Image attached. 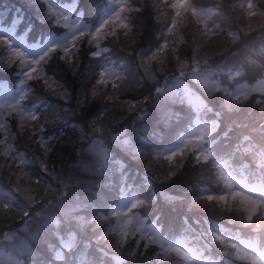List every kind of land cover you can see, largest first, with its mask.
Masks as SVG:
<instances>
[{
  "label": "trees",
  "instance_id": "obj_1",
  "mask_svg": "<svg viewBox=\"0 0 264 264\" xmlns=\"http://www.w3.org/2000/svg\"><path fill=\"white\" fill-rule=\"evenodd\" d=\"M237 1L191 0L192 3L210 4L213 11L215 9L212 18L220 29L207 35L189 12L183 13L173 32L168 33V23L174 17L175 10L167 5L173 0H138L133 7L139 11L124 12L132 23L129 34L125 36V30L117 28L116 37L100 41L108 48L106 60L110 59L123 71L124 80L115 91L106 89L100 95L91 94L102 56L91 55L95 44H89L87 41L91 38L86 35L79 42L74 55L61 59L63 53L55 52L46 57L44 70L59 82L58 86L43 87L42 80L28 81L26 89L30 91L24 92L23 100L34 103L47 129L58 130L71 118L87 124L98 111H102V116H105L101 119L103 123L112 119L115 121L112 126L128 124L132 138L142 136L148 139L147 148L143 149L138 159L140 162L130 167L126 180L128 189L136 190L144 201L137 210L147 218L159 213L164 222L172 208L185 207L186 202L195 200L196 179L208 174L210 160L197 165L189 154L172 168L163 162L160 155L152 154L150 146L169 138L170 130L180 127L185 117L190 115L186 106L185 109H174L173 100L153 97L149 101L153 95L152 78L158 80L169 75L168 72L176 67L177 56L190 62L195 55L201 61L214 60L226 65L248 66L249 70H254L252 63H246L242 46L254 45L262 40L264 30L259 25L264 23V19L254 28H242L245 16L236 7ZM74 2V10H80L81 19L92 26L96 24L99 10L106 0ZM15 7L22 13V24L28 27L27 35L30 38L46 28L56 32L63 29L49 19L48 11L44 12L40 0H0V15L19 14ZM227 23L231 26L232 37L221 35V29ZM162 33L168 41V48L158 52V47L164 44H161L164 40ZM173 47L176 48L175 53L172 52ZM149 50L156 52L157 57H164L163 61L160 58L152 59ZM144 52H147L146 56L142 55ZM150 66L154 67L151 77L147 71ZM17 67L18 64L8 66L0 62V78L11 82L16 76ZM202 90L209 102L218 103L213 109L218 122L210 144L213 154L220 149L245 146L248 139L264 134L262 106L249 99L243 104L229 105L221 92ZM61 91H67L70 98L66 99ZM128 101L137 104V107L130 110ZM9 129L13 145L32 154H29L30 162L27 165L30 175H25L0 151V246L10 248L21 256L23 261L26 260L24 264H172L175 256L158 257L149 248L142 251L141 246L133 248L130 243L133 238L127 244L118 246L116 235H105L102 222L94 221L93 217L99 215L97 212L105 210L114 199L118 187L111 169L103 166L87 149V138L79 137V131L74 127L65 130L57 137L60 141L66 138L65 145L56 147L55 141L51 145L52 150L46 152V147L35 138L28 125L18 122ZM243 133L248 135L246 140H241ZM147 154H152L151 161ZM45 167L47 172L44 171ZM170 170L176 174L167 180L157 179ZM146 175L151 176L155 192H151L145 182ZM12 186L19 193L16 196L7 192ZM62 189L65 195L59 197ZM61 201H70L63 209L64 214L57 211ZM6 202L12 206L10 210L3 208L2 204ZM23 210L28 212L27 216H23ZM54 213L61 223L53 217ZM211 213L214 214L215 210ZM4 232L13 233L12 238L5 239ZM66 237L72 245L70 248L64 246ZM108 244L111 247L106 251ZM222 248L227 250L223 245ZM56 251L62 259H57ZM113 253H119V258H112Z\"/></svg>",
  "mask_w": 264,
  "mask_h": 264
},
{
  "label": "snow or ice",
  "instance_id": "obj_2",
  "mask_svg": "<svg viewBox=\"0 0 264 264\" xmlns=\"http://www.w3.org/2000/svg\"><path fill=\"white\" fill-rule=\"evenodd\" d=\"M47 0H45V3ZM138 0H116V10L113 11L110 15L107 16L103 22L96 27L94 30H89L88 28H82L80 21H76L75 23L71 22L70 14H64L51 6L48 7V17L53 20L54 23L58 25H63L65 28H68L72 33L71 37L63 40L59 44H56L49 48V50L40 58L32 59L26 56V54L19 48H15L12 46L11 42L6 37H0V48L7 49V57L4 62L8 66H12L13 64H18L19 68L23 70L22 75L24 76V80L22 83H27L32 80L43 81L42 86L46 87L48 84V77L46 75H42L44 73L43 63L45 62L46 57L49 56L50 53L62 52L63 55H60L61 59H66L67 57L74 55L77 51L78 44L81 40L85 38L87 35L91 39H88V43H96L99 48L98 51H91L92 56H100L102 52H107V47H100L99 42L101 40H106L108 37H116L117 28H122L125 30L124 34L127 36L131 31L130 25L132 24L128 15H122L124 12L132 13L139 11L140 9L134 8L133 4L137 3ZM171 9L175 10V17L171 20V27L167 28L168 33H172L177 20L176 17H180L183 13L188 11L191 12V15L196 18V23H203L202 14L204 9H198V7L194 6L191 0H174L170 5ZM243 13H245L249 18L252 17H264V0H240V2L236 5ZM118 9V10H117ZM262 30H264V23L259 25ZM206 30L208 29V25H204ZM162 39H164L163 33L161 34ZM166 48H168V41L164 39V44L159 46L157 51L162 52ZM71 49V52H70ZM172 52H176V48H172ZM142 55H147V52L142 53ZM152 59H157V53H152ZM208 65L207 61L202 62L197 59L195 55L191 58V63L188 60H181L179 56H177V64L175 71V80L176 84L169 87L168 84L171 82L167 81L165 86H159V81L155 80V77L152 79L154 83L158 86L155 91L157 93L172 91L176 89L179 91L183 90V99H186L195 109L197 113H200L202 110L206 108L204 101L198 96L195 95L191 89L187 87L183 83V80L186 76H191L193 80L199 82L200 85L203 86L208 92L211 89H207L206 86L202 84L201 77L204 76L208 71H206L205 66ZM111 75L115 78V80L122 81L124 78L111 70L104 69L98 73L99 79H96V83L98 84H107L108 80L106 77ZM214 76V73L212 74ZM259 75L264 76V71L259 72ZM113 88H117V84H112ZM49 91H53L52 89H48ZM25 91H30V89H26ZM223 91L226 96L230 97L231 100L237 102V104H243L245 100H247V92L248 91H264L258 89H250L246 90L244 88H238L233 92H228L225 89H217V92ZM53 94H55L53 92ZM95 95V92H93ZM63 96L66 99L70 98V94L65 91ZM23 99V95L21 96V100ZM109 99H114V97H109ZM79 102V101H78ZM128 106L130 110H133L137 107V104L128 101ZM256 104L262 106V110H264V100H257ZM6 109H10L12 111L20 110L23 112L25 109L21 107L20 100L15 103H4L3 104ZM41 115L32 114L30 119L35 121V127L38 131H43V126L41 124ZM32 127V125H29ZM218 122L215 119H212L210 124L202 123V119L197 118L194 122V127L192 130L182 138L181 143L173 150L167 151V155L163 158L175 168L177 164L183 162L191 152L193 157V162L197 165L206 164L210 159V152L206 147H204V141L206 137L210 134L214 133L217 130ZM94 132L101 131V129H93ZM50 139V138H49ZM245 140L247 137L244 138ZM43 144L44 141L42 140ZM127 143V141H125ZM51 147L46 148V152L51 151ZM161 153H157L159 156ZM102 156L105 153H101ZM149 160L151 161L152 154H147ZM214 170L218 172L219 180L223 181L224 191L218 195L208 194V195H199L195 197L194 202L203 201L205 205L210 206L214 209L219 208L224 211L231 212L235 210L236 213H239L240 222L251 226L253 229H258L264 227V178H261L258 183H248L243 179H237L236 170L231 168L229 161L225 160L223 163H217L213 166ZM44 171L47 172V167L44 168ZM176 173L173 171H169L165 173L161 177H157V179L167 180ZM240 185L243 187L241 188ZM144 203L143 200L136 199L130 203V207H119L120 209H126V211H112V216L118 218L117 227L111 228V233H116L120 239L116 241L118 246H123L129 242L130 237H135L140 229L133 223V218L130 215L134 209L139 208ZM4 209H11V205L8 203L2 204ZM23 216H27L28 212L23 210ZM94 221L97 220H107L106 216H94ZM53 223H57V221H53ZM136 223L142 224L143 221L140 217H136ZM144 232L149 233V235L145 236L149 243L142 244L144 248H148L149 244L159 245V247L168 254H175L178 257H182L184 260L191 262L192 256L190 253H195L196 259L200 256V252H197L194 249H187L185 246H171L166 245L164 240L158 235V229L155 226L151 228L144 229ZM217 234V231L212 230L211 236L214 240L218 241L221 245L225 247V249L230 250L231 254L239 261L250 262V264H264V243H259L253 239L242 240L239 235H228L225 236L223 234V230ZM13 233L4 232L3 237L5 239H11ZM107 235V234H105ZM137 247H140L141 244L139 241L136 242ZM178 244L184 245V241H178ZM66 248H70L71 243L66 242L64 245ZM11 255V253L9 254ZM57 259H62V256L59 252L56 253ZM199 261V260H198ZM200 264V261H199ZM227 264V262H225Z\"/></svg>",
  "mask_w": 264,
  "mask_h": 264
},
{
  "label": "rangeland",
  "instance_id": "obj_3",
  "mask_svg": "<svg viewBox=\"0 0 264 264\" xmlns=\"http://www.w3.org/2000/svg\"><path fill=\"white\" fill-rule=\"evenodd\" d=\"M115 2H116V0H109L108 1V7L102 12L100 21L92 30H94L96 27H98L103 22V20L107 18L108 15H110L113 11L116 10ZM47 4H48V7L51 6L52 8L56 9L57 11H60L64 14H70V18H71L72 23H75L76 21H80V23L82 25V28L80 30H83L84 26H83V24L79 18V14L78 13L73 14L71 12V6L70 5L60 4V3L55 2L54 0H47ZM205 13H206V10H204L202 17L205 15ZM71 35H72V33L69 31L68 28H66L65 32L60 33V34H56V35L50 34L49 36L45 37L46 39H44L42 42H29V41H26L25 39H23L19 34H16L14 32L12 26L0 25V37H6L11 42L13 47L21 49L26 54L27 57L32 58V59L40 58L41 56H43L47 52V50L49 49L50 46L59 44L63 40L70 38ZM0 55L6 58L7 57V49L3 48ZM108 70H110V69H108ZM42 75H45V74L42 73ZM108 76H111V75H108ZM107 77H106V79H107ZM23 80H24V76L22 75V78L18 81L20 83L18 84V89L16 91H13L9 88H0V123H2L4 120V114L10 110V109H6V107H4L3 104L4 103H15L16 101L19 100V94H20V91L22 90V84L21 83ZM201 81L203 84H205L207 86H215V84H216V82L210 77L208 72L204 76L201 77ZM169 82H171L170 84H168L169 87H172V85L177 83L175 78L172 80H169ZM183 83L185 85H187V87L189 89H191L185 80H183ZM238 88H244L246 90H249L251 88L262 89V88H264V76L260 80H258L256 83H254L253 85L240 84V85L235 86L233 89H231L230 92H233ZM175 90L176 89H173L172 91H175ZM193 93L195 95H197L195 92H193ZM21 107H23L25 110L23 112H21L20 110H17L20 112V115L25 116V115H28L30 113L28 108L26 106H24L22 103H21ZM202 123L209 124L205 121H202ZM193 127H194V123L187 131H185L186 133H181L177 137V141L175 142V144L172 147H170L169 149H167L165 151L164 155H167V151L175 149L181 143L182 138L185 137L192 130ZM98 129H101V128H98ZM114 133L115 134L113 135V140L123 139L121 141L123 143H125V141H127L126 140L127 136L126 135H120V134H122V132L120 130L115 131ZM3 138L5 139L4 142L7 145V141H6L7 134L6 133L3 134ZM185 138H187V137H185ZM65 140H66V138L62 139L61 141H58L56 147H59V146L61 147L62 145H65L64 144ZM91 140H92L93 148L95 150H97L99 152V154L103 153L104 152V148H103L104 144L102 143L101 139L97 136H92ZM167 165H170L169 162H167ZM224 190L225 189L223 188L220 192L215 193L214 195H218V194L222 193ZM134 200H136V198L133 195H126L125 197H123L121 200H119L112 207V210L109 212V215L112 216V211H114V210L126 211V209H120L119 207H127V206L130 207V203ZM130 215L133 218V223L136 224V226L140 229V232L137 233V237H138V235L143 236V237L149 235V233L144 232L145 228L148 229V228H151L152 226H155V228L158 229V225L156 223H154L153 221L144 220L143 217L137 215L134 211ZM136 217H140V219L143 221V223L137 224L136 223ZM110 219H111V222L110 221L108 222L109 223L108 225L110 226V228L117 227L118 218L115 216H112ZM158 235L163 239L164 235L159 231V229H158ZM119 239H120V237L117 236L116 240H119ZM163 240H164L166 245L185 246L186 250L192 249V247L187 243H185L184 245L178 244V241H182V240L177 239V238L174 240H170V241L168 239H163ZM10 253H11L10 251L0 248V261H3L7 264H17V259H19V258H17L13 253H11V255H9ZM198 260L200 261V264H225V262H227V264H240L238 262H232V261H228V260L218 262L215 259L207 258L205 256H199ZM184 264H191V262L185 260Z\"/></svg>",
  "mask_w": 264,
  "mask_h": 264
},
{
  "label": "clouds",
  "instance_id": "obj_4",
  "mask_svg": "<svg viewBox=\"0 0 264 264\" xmlns=\"http://www.w3.org/2000/svg\"><path fill=\"white\" fill-rule=\"evenodd\" d=\"M240 187L242 188L243 186L240 185ZM56 193H57V192H56ZM64 195H65V193H64L63 191H60V192L58 193V196H59V197H62V196H64ZM69 202H70V201H61L60 206L58 207V210H57L58 213H60V214H64L63 209H64V207H65ZM208 208H209V209H214V208H212V207H210V206H208ZM53 217L57 218V214L54 213V214H53ZM57 220H58L59 223L62 222V221H61L60 219H58V218H57ZM190 255L192 256L191 264H199V261L196 259L195 253H190ZM17 264H24V261H23L22 259H17Z\"/></svg>",
  "mask_w": 264,
  "mask_h": 264
}]
</instances>
